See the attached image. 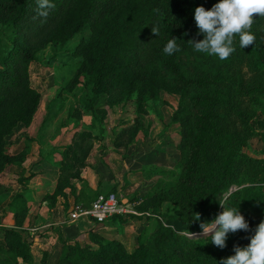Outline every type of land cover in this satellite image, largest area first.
Here are the masks:
<instances>
[{
  "label": "trees",
  "instance_id": "obj_1",
  "mask_svg": "<svg viewBox=\"0 0 264 264\" xmlns=\"http://www.w3.org/2000/svg\"><path fill=\"white\" fill-rule=\"evenodd\" d=\"M49 2L55 7L45 9L48 15L43 17L38 15L37 0H0V172L6 164L21 163L26 157L25 149L15 155L5 152V136L18 123L29 125L40 101V93L30 82L29 63L47 45L62 44L87 25L90 37L81 40L71 55L81 57L78 71L91 85L92 100L101 94L135 90L155 96L172 84L178 85L174 115L180 127L179 164L185 176L180 177L179 190L170 185L162 194L163 199L167 194H181L188 201L181 207L182 214L167 216L165 223L158 221L145 241L138 240L130 251L119 240L89 233V243L83 245L61 241L56 264H221L235 254L234 245L247 246L264 221V185L258 184L264 179L257 176L258 171L264 172V157L247 152L250 137L264 139V132L251 125L257 112L264 115L263 17L253 18V45L242 49L239 36H235V51L224 66L215 61V68L207 69L187 41L201 36L197 35L195 8L202 5L210 10L219 0ZM153 26L159 29L158 36L153 34ZM173 37L180 50L166 55L163 48ZM236 61L248 68L249 79L233 70ZM227 112L238 120L240 130H229V121L220 127ZM77 138L84 140L90 134L81 133ZM69 168L66 163L63 173ZM29 177H22L21 182ZM233 185L239 188L229 193ZM6 190L0 184V194ZM219 200H224L227 208L239 209L250 230L229 233L223 249L210 238L182 241L178 236L181 231L200 230V221H193L195 213L210 221L224 211ZM7 206L16 227H0V264H17L18 258H30V245L18 229L27 213L23 194L16 193Z\"/></svg>",
  "mask_w": 264,
  "mask_h": 264
},
{
  "label": "rangeland",
  "instance_id": "obj_2",
  "mask_svg": "<svg viewBox=\"0 0 264 264\" xmlns=\"http://www.w3.org/2000/svg\"><path fill=\"white\" fill-rule=\"evenodd\" d=\"M262 22L261 30L264 29V17ZM90 35L91 30L85 25L82 30L64 43L50 44L38 51L36 58L29 63L30 82L32 87L40 93V101L31 123L26 126L18 123L13 131L5 136L7 141L5 152L15 155L25 147L30 149L31 139H34L31 135L35 134L36 130L40 131L44 128L50 131L56 130L51 139L58 138L60 130L69 127V131L82 128L84 133L96 132V139L109 141L120 161L126 160V165L115 173L121 175L118 195L124 204H131L126 207L128 210L140 212V219L146 218L142 231L136 235V245L138 240L145 241V238L155 230L158 221L165 223L167 216H179L183 212L181 207L188 203L187 196L181 198V194H176L177 196L167 194L163 199L162 194L170 185H177L179 190L183 182L180 177L185 176L184 168L179 164L181 159L178 149L180 127L174 115L179 103V93L176 92L178 85L172 84L170 88L158 91L155 96L142 94L135 90L124 94L118 92L101 94L92 100L91 85L86 82V75L78 71L81 57L71 55L74 47L81 40H88ZM194 39L203 40L204 36H196ZM197 54L200 62L207 69H214L218 63L224 66L227 60L222 61L216 56L201 52ZM233 70L245 74L246 79L252 76L248 68L238 61L233 63ZM71 81L75 85L69 86ZM246 100L247 98H245V106ZM227 113L228 116L220 122V127H226L225 122L229 121L227 125L229 130H240L238 120L233 114ZM251 125L264 132V115L257 112L251 120ZM15 135L21 136L22 140L19 145L13 140ZM35 136L37 137L36 134ZM64 141H67L66 137L59 136L58 142ZM247 152L254 157H264V139L260 136L250 137ZM31 160L29 157L27 160L24 158L21 163L15 161L12 164H6L0 172V184L3 186L21 184L24 173L32 172L34 165L37 164L31 165ZM257 176L264 179V172L258 171ZM258 184L264 185V180ZM238 188L239 186L233 185L229 188V193ZM112 191L117 190L107 188L95 195L89 193L90 204L97 195ZM3 202L4 199L0 198V214ZM120 217L121 222L126 223L134 221L138 215L126 212ZM191 232L199 233L201 229ZM89 233L101 236L97 232L90 231ZM187 233L188 231H181L178 236L182 241L200 242L203 240L189 238ZM91 244L95 246L94 243L91 242ZM60 253L57 252L56 263Z\"/></svg>",
  "mask_w": 264,
  "mask_h": 264
},
{
  "label": "crops",
  "instance_id": "obj_3",
  "mask_svg": "<svg viewBox=\"0 0 264 264\" xmlns=\"http://www.w3.org/2000/svg\"><path fill=\"white\" fill-rule=\"evenodd\" d=\"M69 130V127L61 129L58 138L52 139L56 130H36L37 137L34 133L31 135L34 139H31L30 149L25 147V160L30 157L31 165L37 163L32 172L24 173V176L30 177L16 186L5 184L8 190L0 194V198L4 199L0 227H16L13 212L7 206L14 195L22 193L26 200L27 213L18 229L22 239L30 245V258H18L17 264H55L62 240L83 245L89 243L90 231L106 239L119 240L130 251L135 245L136 235L143 229L146 218L140 219L141 213L135 210L131 213L138 217L126 223L121 222L120 215L101 223L86 216L70 217L75 204L90 203L89 193L95 195L107 188L116 189L115 192L119 193L121 175L115 173L126 165V160L120 161L109 141L96 139V132L87 131L90 138L82 140L77 137L85 132L84 129ZM59 136H65L67 141L59 143ZM13 138L17 145L21 143V136L15 135ZM74 154L79 157L78 161ZM66 163L70 168L63 173Z\"/></svg>",
  "mask_w": 264,
  "mask_h": 264
},
{
  "label": "clouds",
  "instance_id": "obj_4",
  "mask_svg": "<svg viewBox=\"0 0 264 264\" xmlns=\"http://www.w3.org/2000/svg\"><path fill=\"white\" fill-rule=\"evenodd\" d=\"M38 15L47 17L45 9L54 8L49 0H37ZM259 15L264 17V0H219L209 10L204 6L195 8L194 19L198 28L197 35H203V40H189L194 50L209 56H216L226 60L235 51L234 37L239 36V45L242 49L253 45L255 37L250 29L253 18ZM152 32L159 35V29L152 27ZM175 37L168 40L163 52L173 55L180 48ZM224 211L210 221L201 220V214L195 213L193 221H200L201 232L193 233L188 230V237L193 239L210 238L211 243L223 249L229 233L249 231L250 226L239 209L227 208L224 200H219ZM234 255L221 261V264H264V221H261L250 237V243L241 247L234 245Z\"/></svg>",
  "mask_w": 264,
  "mask_h": 264
},
{
  "label": "built area",
  "instance_id": "obj_5",
  "mask_svg": "<svg viewBox=\"0 0 264 264\" xmlns=\"http://www.w3.org/2000/svg\"><path fill=\"white\" fill-rule=\"evenodd\" d=\"M127 206L128 204H124L116 192L99 194L87 207H84L81 204H75L70 212V217L74 219L79 216H86L101 223L114 215H123L126 212H134L133 210H128L126 208Z\"/></svg>",
  "mask_w": 264,
  "mask_h": 264
}]
</instances>
